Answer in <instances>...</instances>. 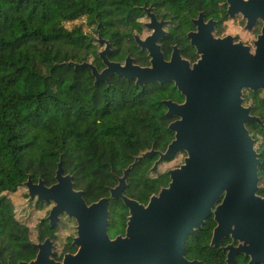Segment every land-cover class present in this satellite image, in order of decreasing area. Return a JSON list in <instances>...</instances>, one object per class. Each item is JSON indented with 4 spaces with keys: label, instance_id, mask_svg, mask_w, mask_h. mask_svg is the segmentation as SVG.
<instances>
[{
    "label": "trees",
    "instance_id": "trees-1",
    "mask_svg": "<svg viewBox=\"0 0 264 264\" xmlns=\"http://www.w3.org/2000/svg\"><path fill=\"white\" fill-rule=\"evenodd\" d=\"M144 1L148 0H0V259L4 264L36 257L30 228L16 217L8 195L26 187L29 176L52 185L62 157L64 173L74 177L75 188L83 190L88 202L97 201L109 196V188L141 151L153 146L165 150L171 141L170 120L161 102L173 95L169 84L148 83L142 88L116 74L109 81L96 82L90 67L68 64L87 61L99 70L105 67L91 31L110 40L111 60L123 61L131 54L136 62L148 63L134 38L135 31L143 30L139 6ZM250 96L254 112L264 122L261 92ZM250 130L261 160L262 182L264 128L250 126ZM151 165L152 158L141 159L130 172L126 189L144 202L168 181L167 174L152 176ZM259 194L264 195V187ZM36 203L39 208L46 205ZM119 204L111 201V218L123 215ZM58 225L53 228L43 218L37 226L38 240L55 239ZM207 231L193 236L189 252L211 261L217 251L204 246L210 239ZM67 248H72L71 243ZM238 264H245L243 257Z\"/></svg>",
    "mask_w": 264,
    "mask_h": 264
},
{
    "label": "water",
    "instance_id": "water-1",
    "mask_svg": "<svg viewBox=\"0 0 264 264\" xmlns=\"http://www.w3.org/2000/svg\"><path fill=\"white\" fill-rule=\"evenodd\" d=\"M264 15V0L256 2ZM152 22L146 26L154 30L145 39L134 35L137 45L148 51L150 66L135 63L127 54L124 63L111 60V43L98 31L97 42L104 45L99 56L104 68L99 70L91 62H68L76 67H90L96 82L109 81L116 74L135 80L145 87L148 83L160 84L175 81L186 95L182 104L163 100L167 114L181 116L168 128L176 137L167 149L141 151L123 170L118 183L110 188V198H121L130 209L127 236L110 238L109 197L87 203L84 192L75 188L74 177L64 173L62 157L55 174V183L44 180L25 182L30 198L52 203L48 220L56 226L63 214L78 221V237L74 244L76 253H68L62 261L52 257L53 241L35 244L37 255L30 261L18 264H204L189 261L184 256L185 238L202 228L213 207L218 223L212 243L231 236L239 244L226 246L227 264H234L236 255L245 254L250 263H264V196L259 194L261 160L247 124L258 123L264 128L262 118L252 115V107L244 105V90L262 91L264 97V30L256 41L255 53L243 45L230 46L227 39H212L200 61L190 68L175 48L166 60L158 43L165 36L163 24ZM264 17V16H263ZM264 29V27H263ZM180 150L187 156L184 163L171 169L170 182L147 205L124 194L130 172L145 157L159 154L151 168L158 170L159 163ZM0 264H4L0 259ZM8 264H12L9 262Z\"/></svg>",
    "mask_w": 264,
    "mask_h": 264
},
{
    "label": "flooded vegetation",
    "instance_id": "flooded-vegetation-1",
    "mask_svg": "<svg viewBox=\"0 0 264 264\" xmlns=\"http://www.w3.org/2000/svg\"><path fill=\"white\" fill-rule=\"evenodd\" d=\"M257 1L258 0H148V1H144V3L141 6H139L140 10L143 12L140 19L144 18L142 20V24L146 28H147L146 25L152 22V17L150 16V14L154 15V18L156 19L157 23L163 24V30L165 32V36L163 38H160L158 43L161 45V49H162V52L166 60L171 59L172 54L175 51V48H177L179 50L181 57L189 62L190 68H193L194 64L200 61L202 54H203L202 51L199 50L198 45L201 47H206L207 50H211L212 48L208 47L211 38L214 40L227 39L228 44L230 46L241 44L248 49L249 53L256 52V49H257L256 41L258 40L259 35L262 33V30H264L263 29L264 27V17L263 16L264 15L261 11H258L257 6H256ZM147 30L150 31V33L147 36H149L154 31L148 28ZM147 36H145L144 38L141 36L140 37L142 39H145ZM142 51L146 53L148 57V63L140 64L136 62V58L132 55L135 59V63L141 66H150L151 62H149L150 57L148 56V51L147 50H142ZM124 61L125 59L121 62L124 63ZM155 83H158V82H155ZM164 84H169L170 91L173 94L171 97L164 98L161 100L162 104L164 105L166 109V115L169 117V120H170L169 125H170L172 122L179 121V119H181V116L177 114L168 115L167 114L168 108L163 103V100H172L173 102L177 104H182L186 100V95H184L182 91H180L175 81H171L169 83H164ZM258 92H261L262 94V91H258ZM251 93H256V92L250 89L244 90V105L251 106L252 115L259 116L254 112L253 103L247 104V100L250 98L252 99V97L250 96ZM248 94H249V97L247 99ZM261 96L263 97V95ZM250 126H253V127H256V126L261 127V126L258 123L247 124V128L249 129L253 137L254 132L250 130ZM169 130L171 131V141H172L176 137V131L171 130V129ZM156 150L162 151V152L165 151V150H159V149H156ZM186 156H187V152L185 150H180L176 154L172 155L169 159H165L159 163L158 169L162 164L166 162H170L176 159L177 157H179L180 159L178 160L179 162L175 163L173 166L167 167L161 174L157 175V176H160L162 174H167L168 181L165 186H168L170 182L169 171L171 169L180 167L184 163ZM150 158H152V165L149 170L150 172H152L151 168L153 167L154 163L159 159V154H156ZM118 177H117V180H118ZM129 181L130 180L128 179L127 186L129 184ZM127 186L124 189V194L145 205L149 203L150 198L153 194H157L160 191L159 190L157 193H153L149 197V199L146 202H144V201L138 200L137 198L131 196V194L127 193L126 192ZM110 188H109V192H110ZM106 197L110 198V194L109 196H106ZM112 200H117L120 203L119 206L121 207L122 213H123L120 219L111 218V201ZM92 202L94 201H91V202L87 201V203L89 204ZM220 202L221 201H219L213 207L212 213H210V215L205 219V222L202 225V228L196 229L193 234H190L185 238L184 256L186 257L187 260L189 261L197 260V261L203 262L204 264H217V263L227 264L228 251L225 250V247L232 243L235 246L239 244V242L234 241L233 237L231 236L221 238L218 244L212 243L214 230L218 225L215 219L214 211ZM109 212L110 214H109V223L107 226V232L110 238L115 239L118 236H121L122 238L126 237L127 229H128V222H129V217H130L129 207L126 206V204L121 198H117V199L110 198L109 199ZM49 213H50V210H49ZM73 220L75 223V229H74L75 232L72 236L68 238V241L66 242V245L67 243H71L72 248H67L66 250L64 249L60 254L55 256L56 254L54 250L55 241H54V238H51V237H46L44 240L33 242V245L35 246V244L43 242L47 238H50L53 241L52 257L57 261H62L65 255L68 253H73V254L76 253L79 249V246L74 244V240L75 238L78 237V221L76 220V218H73ZM48 223H49V220H48ZM117 223L121 224L122 228L120 231H114ZM205 228L208 229L207 232L210 235V239L208 240L207 244H205L204 246L208 247L211 250L217 251L216 257L212 258L211 261H206L205 259H202V258L192 257L189 252V249L192 245L193 236L199 232H202ZM226 238H230L231 239L230 242L225 243L224 241L226 240ZM36 250H37L36 251V255H37L38 249L36 248ZM240 257L244 258L245 264H264L262 262L250 263V257H246L245 254L243 253L236 255V261L234 264H238Z\"/></svg>",
    "mask_w": 264,
    "mask_h": 264
},
{
    "label": "rangeland",
    "instance_id": "rangeland-1",
    "mask_svg": "<svg viewBox=\"0 0 264 264\" xmlns=\"http://www.w3.org/2000/svg\"><path fill=\"white\" fill-rule=\"evenodd\" d=\"M144 18H141L140 21L142 22ZM83 20L78 21V23L82 22ZM91 29L87 28V31L89 32ZM150 33V31L147 30L146 27L143 26L142 32L135 31L134 34L140 35L141 37H145ZM91 34L93 35L94 38L98 37L97 33H93L91 31ZM96 40V39H95ZM96 45L98 46V50L101 51L104 49V45H100L97 40H96ZM262 95V94H261ZM253 101L252 99L247 100V104H252ZM258 145V144H257ZM178 160L179 157L176 159L166 162L162 164L159 169L156 172H151L152 176H157L161 174L167 167L173 166L175 163L179 162ZM260 188L264 187V180L262 182H259ZM12 201L15 204V213L16 217L26 223L29 228H30V236L33 242L39 241L37 238V226L39 223H41L43 218H47L49 215V210L52 207V203H46V205H43L41 208L37 207L38 202L36 199L30 198L28 194L27 187H23L20 190H18L15 193H10L8 194ZM43 203V202H40ZM50 204V205H49ZM61 222L58 223L59 228L56 233V237L54 239L55 241V252L56 254H60L64 249L66 242L68 241V238L74 234V229H75V223L73 218L70 219V217L66 215L61 216ZM57 226V225H56ZM121 224L117 223L116 228L114 231H120L121 230Z\"/></svg>",
    "mask_w": 264,
    "mask_h": 264
}]
</instances>
